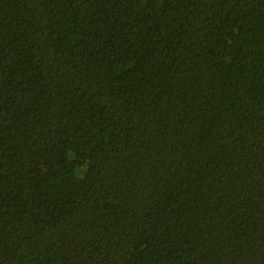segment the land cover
I'll return each instance as SVG.
<instances>
[{
  "label": "trees",
  "instance_id": "obj_1",
  "mask_svg": "<svg viewBox=\"0 0 264 264\" xmlns=\"http://www.w3.org/2000/svg\"><path fill=\"white\" fill-rule=\"evenodd\" d=\"M0 264H264V0H0Z\"/></svg>",
  "mask_w": 264,
  "mask_h": 264
}]
</instances>
